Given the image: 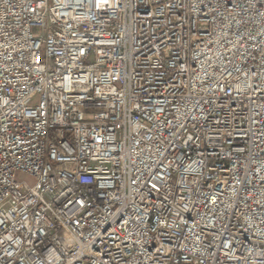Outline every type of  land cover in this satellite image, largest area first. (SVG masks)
<instances>
[{
    "label": "built area",
    "instance_id": "built-area-1",
    "mask_svg": "<svg viewBox=\"0 0 264 264\" xmlns=\"http://www.w3.org/2000/svg\"><path fill=\"white\" fill-rule=\"evenodd\" d=\"M0 264H264V0H0Z\"/></svg>",
    "mask_w": 264,
    "mask_h": 264
},
{
    "label": "rangeland",
    "instance_id": "rangeland-1",
    "mask_svg": "<svg viewBox=\"0 0 264 264\" xmlns=\"http://www.w3.org/2000/svg\"><path fill=\"white\" fill-rule=\"evenodd\" d=\"M18 179L25 180V181H31V179H29L28 176L23 173H18Z\"/></svg>",
    "mask_w": 264,
    "mask_h": 264
}]
</instances>
